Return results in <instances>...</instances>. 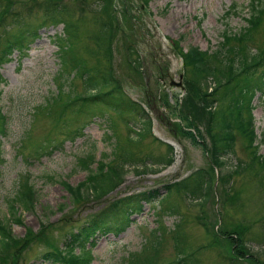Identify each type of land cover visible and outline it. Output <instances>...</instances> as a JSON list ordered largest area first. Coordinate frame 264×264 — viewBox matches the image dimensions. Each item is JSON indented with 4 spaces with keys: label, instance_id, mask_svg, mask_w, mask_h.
Segmentation results:
<instances>
[{
    "label": "rangeland",
    "instance_id": "374dc122",
    "mask_svg": "<svg viewBox=\"0 0 264 264\" xmlns=\"http://www.w3.org/2000/svg\"><path fill=\"white\" fill-rule=\"evenodd\" d=\"M61 1L78 25L77 53L88 66L110 65L123 92L145 109L153 108L151 131L138 137L136 131L142 130L140 119L129 114L119 116L98 103L80 115L67 111L56 122L52 101L50 113L37 111L57 91V57L52 38L61 32L62 26L45 19L40 25L46 13L43 7L49 2L53 7L56 0H0V53L4 42L12 39L19 28H38L37 36L26 42L25 51L21 53L14 47L0 61V109L8 117L7 132L0 136V219L18 240L16 247L7 248V258L12 261L5 264H54L40 257L47 249L38 240L40 236L52 237L59 245L63 233L112 198L156 189L151 200L141 201V210L122 232L96 238L90 264H122L131 255L139 256L136 261L147 256L153 264H182L172 262L178 256L176 233L181 236L177 245L192 254L195 264H229L236 260L229 256H237L231 238L237 225L242 226L241 237L247 247L239 246L245 257L237 261L264 264V176L254 173L258 168L256 162L231 172L237 160L249 161L250 150L242 136L236 134L233 150L222 167L226 178L217 180L214 189L215 177L208 171L213 179L205 200L201 201L202 196L182 194L173 188L166 192L162 188L198 168L209 167L205 151L206 107L195 88L188 101L187 95L192 93L191 88L187 89L180 51L190 45L208 50L218 48L224 28L236 31L244 25L249 0H111L117 31L109 57L102 55L101 50L97 57L92 54L96 45L91 32L99 27V18L105 19L92 6L93 0ZM233 1L239 9L226 13ZM263 41L264 18L248 41L249 51L254 52ZM126 43L133 46L128 57ZM137 57L143 76L136 75L130 66ZM72 80L74 90L81 92L80 78ZM209 84L212 86V81ZM251 104L257 153L264 155V92L255 91ZM219 107V101L215 102L211 108L214 114ZM79 127L78 132L71 133ZM183 131H189L191 136ZM43 141L47 142L46 147L36 152ZM116 142L118 153L130 151L137 171L131 164L126 165L122 182L103 198L72 199L61 180L75 185L85 177L88 169L77 163V156L92 153L94 159L88 164L92 169L102 153L105 160L111 157ZM26 176L35 190V202L28 210L16 204L21 218L17 223L11 219L9 203ZM65 216L68 218L63 221ZM28 228L29 237L25 235Z\"/></svg>",
    "mask_w": 264,
    "mask_h": 264
},
{
    "label": "trees",
    "instance_id": "16d2710c",
    "mask_svg": "<svg viewBox=\"0 0 264 264\" xmlns=\"http://www.w3.org/2000/svg\"><path fill=\"white\" fill-rule=\"evenodd\" d=\"M148 0H142L146 2ZM51 2V1H50ZM49 2V3H50ZM95 9L105 15V19L99 18V27L92 33L93 42L96 48L92 49V54L97 57L98 50L104 56L111 54L113 35L117 31L114 25L113 11L110 9L111 0H93ZM47 3L43 10L46 12L45 20L51 23H61L62 30L53 37L56 45L57 69H56V87L57 91L53 97H47L45 102L38 106L37 111L50 113V101L56 111V121H60L65 112L70 111L80 115L85 112L86 108L98 103L119 116L131 115L136 116L142 123V130H137L138 137L150 132L151 117L138 101L128 97L121 89L119 81L115 78L110 65L103 64L100 67L95 64L88 66L85 60L77 53L76 41L79 32L77 23L71 17L70 10L61 0H56V5L51 7ZM248 15L244 16V25L238 30L232 31L224 28L220 35L221 39L218 48L208 51L200 49L198 46L190 45L185 50L180 51L182 65L186 72L187 89L191 88V95H187L188 101L192 99L194 88L200 93L202 105L206 107V120L204 130L207 132L208 141L205 142L206 156L209 159V167L198 168L194 173L175 181L163 185V189L168 192L173 188L174 191L185 194L190 193L192 196H202L205 200L210 193L212 177H209L208 171H213L215 166L218 169V180L224 181L225 170H222L224 160L228 153L232 152L236 134L242 136L246 147L249 148V161L241 163L237 160L231 172H238L244 168L251 167L256 162L258 168L254 173L264 176V155L257 153V144L255 143V132L248 111V104L255 91H264V41L259 43L254 52L248 49V41L252 40L255 30L261 26L264 18V0H249ZM108 8V9H107ZM230 8V9H229ZM226 10H238L237 3L231 2L230 7ZM37 36V27L20 28L18 35H13L12 40H8L0 53V61L10 52L13 46L22 51L26 47V42ZM21 37V39H20ZM29 37V38H28ZM21 40V41H20ZM132 44L126 43V55L132 51ZM94 50V51H93ZM249 51V52H248ZM133 65H130L134 73L141 75L139 61L132 59ZM129 63H127L128 65ZM257 68L260 69L257 72ZM80 78L81 92L73 88L72 79ZM212 81V86L209 82ZM210 87V89H208ZM199 97V96H198ZM197 97V98H198ZM50 99L47 107L46 101ZM219 101L220 107L214 114L211 108L214 103ZM211 105H213L211 107ZM210 108H209V107ZM208 108V110H207ZM196 109L197 106H196ZM246 113V115L244 114ZM214 114V115H213ZM128 115V116H129ZM126 116L125 118H127ZM2 115L0 114V134L3 133ZM74 129L71 133L78 132ZM199 133L198 130H196ZM183 133L191 136L189 131ZM70 136V134L68 135ZM118 143L114 144L111 150V157L104 159L105 154L99 157L95 162L94 168H88V164L94 159L92 153H86L77 156V163L88 169L85 177L75 185H70L61 180L68 194L72 199H98L102 198L107 192L118 185L126 173V165L134 163L130 151L122 150L118 153ZM168 149H171L169 145ZM131 162V163H130ZM165 163V162H164ZM167 163V162H166ZM138 164V163H137ZM134 166V165H133ZM134 171H137L136 164ZM252 169V168H250ZM228 172V171H227ZM261 172V173H259ZM28 176L18 185L11 201L19 204L23 209L28 210L33 206L35 197L34 188L27 181ZM158 190L145 191L126 194L117 198H112L107 204L101 206L96 212L90 214L83 222L70 231L63 233L59 245L55 243L52 237L40 236L46 250L42 257L50 263L56 264H89L90 247L95 245L97 236L106 234L109 231L117 234L130 220L129 215L141 210V201H149ZM154 193V194H153ZM13 199V200H12ZM9 212L14 222L20 223L21 218L16 212L14 204H9ZM173 211V210H171ZM68 217H63L66 221ZM242 226L237 225L234 230V236H231L233 250L237 256H229V264H241L237 261L245 257V253L240 252L239 246L246 249L242 240ZM29 237V228L27 229ZM229 236V234H228ZM175 250L177 252L173 263L195 264L192 254L178 246L180 239L179 233L174 235ZM18 240L11 234L10 229L5 222L0 220V264L12 259L7 258L6 250L8 247H16ZM158 246V241L155 243ZM60 247V248H59ZM78 252H74V248ZM155 247V246H154ZM238 249V250H237ZM135 258L137 255H131L126 259V263ZM134 264H153L150 257L141 256L135 260ZM170 264V263H165Z\"/></svg>",
    "mask_w": 264,
    "mask_h": 264
},
{
    "label": "water",
    "instance_id": "95a60500",
    "mask_svg": "<svg viewBox=\"0 0 264 264\" xmlns=\"http://www.w3.org/2000/svg\"><path fill=\"white\" fill-rule=\"evenodd\" d=\"M179 84V82H177V85Z\"/></svg>",
    "mask_w": 264,
    "mask_h": 264
}]
</instances>
